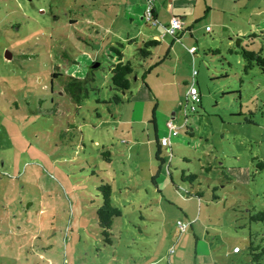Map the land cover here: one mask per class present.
<instances>
[{
  "label": "rangeland",
  "instance_id": "1",
  "mask_svg": "<svg viewBox=\"0 0 264 264\" xmlns=\"http://www.w3.org/2000/svg\"><path fill=\"white\" fill-rule=\"evenodd\" d=\"M195 2L192 35L174 37L148 24L147 0H0V264H252L247 241L264 239L250 218L264 211V71L245 73L238 50L264 56V0ZM112 46L133 64L129 90L111 82ZM159 61L182 88L155 109L143 76ZM72 78L87 91L80 104ZM191 85L200 103L186 119ZM169 120L178 134L163 147ZM102 179L122 211L112 244L97 222Z\"/></svg>",
  "mask_w": 264,
  "mask_h": 264
},
{
  "label": "trees",
  "instance_id": "2",
  "mask_svg": "<svg viewBox=\"0 0 264 264\" xmlns=\"http://www.w3.org/2000/svg\"><path fill=\"white\" fill-rule=\"evenodd\" d=\"M180 30H182V29H180ZM180 30L177 31L175 36H178V33ZM176 38H178V37H176ZM159 44H160V41L157 39H149V40L144 41L141 46L137 47L138 55L142 58L150 57L152 55V48H154L155 46H158ZM111 50L113 52H115L118 56L117 62L114 63L113 66L111 67V82H112L113 86L115 87V89L122 90V91L129 90L130 85H131L130 77L134 72L133 64L130 60H124V54L121 51V49H119L118 47L112 46ZM193 51L194 50H192V52ZM215 52H219V51L214 50V53ZM238 52L242 55V57L246 61L245 65H244L245 73H247L248 70L250 68H252L254 65L260 66L261 69L264 71V56L261 55V49H260V51L257 52L254 50H249V49L244 48V47H240ZM194 53H195V51H194ZM150 69H151V67H150ZM148 71H145V74ZM195 74L196 73L193 72L194 76H195ZM66 87H67L66 89L68 90V92H70L71 96L76 100V103L80 104L82 101V97L85 96L86 92H87L86 88H84L83 83L77 78H72V80L67 83ZM189 88H190V86H189ZM82 91L85 92L84 95H82ZM112 99L116 103H119L122 101V97L118 94H115ZM198 103H200V97H199L198 101L194 102V101L190 100V98L188 97V95L186 93V105L184 107V116L186 119L189 116L187 114V112H188L187 111L188 110L187 105L191 104V110L195 112L197 110L196 104H198ZM188 132H190L189 129H188ZM160 145H161V143H160ZM165 147H171V142H170L169 146H165ZM100 153L107 162H111V152L109 150H107V148L102 147V150H100ZM257 167L258 168H264V162L260 161L257 164ZM197 177H198V175L196 173H189V174L183 173L181 176L182 180H188V181H193ZM97 190H98L99 195L101 197V204L99 205V207L96 211L98 226L101 230V235L103 236L104 241L107 244H112L111 229H112L115 218L121 216L122 211L112 201V185H111V182L109 180L102 179L97 186ZM214 197L217 198L216 195ZM250 218L252 221L264 222V211H260V212L255 213V214H251ZM261 240H263V241H261ZM263 242H264L263 238H261L259 240L257 235H255V234L250 235L249 240L247 241V244L245 246V251H246L245 253H246L247 259L252 264H264V243ZM232 254H240V253H233L232 252ZM237 256H239V255H237Z\"/></svg>",
  "mask_w": 264,
  "mask_h": 264
},
{
  "label": "crops",
  "instance_id": "3",
  "mask_svg": "<svg viewBox=\"0 0 264 264\" xmlns=\"http://www.w3.org/2000/svg\"><path fill=\"white\" fill-rule=\"evenodd\" d=\"M203 1L206 2V0H203ZM178 2H180V3L178 4ZM207 3H208V0H207ZM207 3H206L207 7L204 8V14H206L211 8ZM193 8H196L195 0H182V1H180V0H169L164 4L163 7H162V5L156 6V3H154L153 19L156 20V23L152 24L149 20H147L146 18L145 19L148 22V24L150 23V24L155 25V26L161 25L163 27H166L169 23L168 19H170L171 16H173V15L180 16L183 19L182 31L183 30L188 31L192 35L191 30L193 29V25L195 24V22H197L199 20V16H196L193 14V11H192ZM163 36H164V34L161 35V38ZM152 39L159 40L160 38L158 35L154 34V35H152ZM144 41H142V43ZM190 49L194 50L196 52V47L192 46ZM162 63L163 62H161V61L155 63L153 66H151V69H149L147 74H145V76L143 77L144 83L149 88V90L152 93L154 92L156 94V95H153L157 99L156 105L154 107L155 109L157 108L156 106L159 105V101L161 102L162 99H163V101L165 100L164 102H167V101H170L173 99L174 96H172L170 98H164L163 97L166 88H172L173 90L175 89V94L179 91L178 88H182V86L180 84V82H182V80L179 79V77L177 76L176 73L172 74V76L169 77V76H167L168 75L167 72L160 70L161 67H159L158 64H162ZM173 77H175V80L172 79ZM192 82H194V77L192 79ZM185 85H187V83H185ZM154 108H153V113H152L153 115H155V109ZM163 147H165V146H163ZM226 252L232 254L230 252V248H227ZM232 255L237 256L239 254H232Z\"/></svg>",
  "mask_w": 264,
  "mask_h": 264
},
{
  "label": "built area",
  "instance_id": "4",
  "mask_svg": "<svg viewBox=\"0 0 264 264\" xmlns=\"http://www.w3.org/2000/svg\"><path fill=\"white\" fill-rule=\"evenodd\" d=\"M147 2H148V5L146 7L144 16L152 24H155L156 20L153 19L154 2H153V0H148ZM182 26H183V19L180 16L173 15L169 19V23L165 28H166L167 33L171 34L172 36H175L177 31L182 29ZM194 73H196V71H194ZM187 95L191 101L195 102V101H198V99H199L198 91L193 85H191L190 88L188 89ZM167 125L169 127L170 134H169V137H163L161 139L160 143L162 146H169L170 142H171L170 137L175 136L178 133V131L176 130V127L173 125L172 121H170V120L167 121ZM179 225L181 228V232H185L188 229L186 224L179 222ZM231 252L240 253L241 247L239 245H234L233 248L231 249Z\"/></svg>",
  "mask_w": 264,
  "mask_h": 264
},
{
  "label": "water",
  "instance_id": "5",
  "mask_svg": "<svg viewBox=\"0 0 264 264\" xmlns=\"http://www.w3.org/2000/svg\"><path fill=\"white\" fill-rule=\"evenodd\" d=\"M240 41L241 40L238 41V46L240 45ZM7 56H8L7 58H10L9 55H7ZM98 66H99V63L98 62H95V63L92 64V68H97Z\"/></svg>",
  "mask_w": 264,
  "mask_h": 264
}]
</instances>
